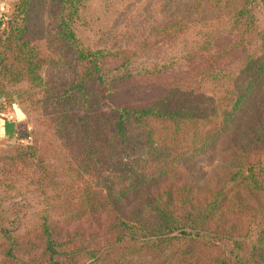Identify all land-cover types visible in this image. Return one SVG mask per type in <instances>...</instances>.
Returning a JSON list of instances; mask_svg holds the SVG:
<instances>
[{"label": "trees", "instance_id": "1", "mask_svg": "<svg viewBox=\"0 0 264 264\" xmlns=\"http://www.w3.org/2000/svg\"><path fill=\"white\" fill-rule=\"evenodd\" d=\"M181 1L188 16L159 24V37L169 41L198 24L210 27L203 15L214 7L223 8L219 4L224 2ZM230 1L226 52H243L238 66L224 70L213 63L215 36L210 31L211 42L206 40L207 46L197 54L206 62L212 57L198 90L108 112L93 111L91 87L103 89L108 81L109 88L124 86L160 75L170 62L142 60L143 52L118 46L112 51L85 48L80 46L74 16L68 13L67 21L60 18L58 40L68 46L71 84L62 94L43 100L57 107L47 121L57 141L68 143L69 173L88 180L83 189L75 190L79 196L68 199V227L41 225L35 239L41 243L42 264H125L126 257L141 254L171 264H262L264 218L259 222L250 218L258 219L264 211L260 201L264 160L254 157L257 145L264 144V9L257 0ZM68 8L77 11L73 2ZM18 14L19 7L0 18V96L11 94L6 97L22 100L28 94L25 85L33 90L43 86L42 72L49 58L25 38ZM147 46L146 40L143 47ZM227 132L237 133L226 138L234 150L228 170L207 178L210 185L197 188L195 162ZM32 133L27 144L12 148L15 154L7 160L11 166L27 164L36 156ZM74 143L81 146L75 153ZM37 166L46 174L43 162ZM184 174L189 180L181 178ZM241 219L248 225L238 234ZM81 221L91 227L85 228ZM0 241L4 243L0 252L15 258L18 236L1 226Z\"/></svg>", "mask_w": 264, "mask_h": 264}, {"label": "rangeland", "instance_id": "2", "mask_svg": "<svg viewBox=\"0 0 264 264\" xmlns=\"http://www.w3.org/2000/svg\"><path fill=\"white\" fill-rule=\"evenodd\" d=\"M223 1L221 4L218 1L223 8L214 7L212 12L203 15L202 20H208L210 27L198 24L179 38L169 41L159 37L156 28L171 18L180 19L182 14L188 16L184 12L186 5L181 0H18L9 13L5 12L12 15L19 7L18 26L26 30L25 38L42 56L49 58V62L43 69V86L40 89L33 90L28 84L25 85L23 89L28 94L22 100L19 97H6L11 94L0 96V227L10 228L19 240L15 258H6L0 252V264H42L43 259L39 254L41 243L35 239L41 225L47 222L61 229L68 227V199L73 195L79 196L75 190L83 189L84 180H88L86 176L76 179L73 177L75 174L69 173L68 161L71 158L68 155V143L57 141L47 121V117L56 114L57 107L43 100L51 99L60 92L62 94L71 84L68 46L64 47L58 40L60 18L64 17L67 21L68 13L74 16L73 24L82 42L80 46L107 51L118 46L137 53L143 52L145 58L139 54L142 60L150 59L159 64L170 62L169 69L160 75L137 78L124 86L116 84L109 88L112 84L109 85L108 81L103 89L91 87L93 97H90L95 104L93 111L103 109L108 112L122 105L140 107L162 97L177 98L185 91L198 90V86L203 83L204 67L210 66L212 57L213 63L224 70L238 66L243 52L238 51L233 55L230 53L232 51L226 52L230 38L225 34L229 30L228 13L233 3L230 0ZM72 2L77 11L70 12L68 5ZM256 4L264 9V0H257ZM180 10L183 13L180 14ZM195 18L194 15L191 20ZM261 18L264 20V12ZM210 31L215 41H210ZM146 40L147 48L143 47ZM206 40L211 42L214 52L208 62L197 55L203 45L207 46L204 43ZM224 83L228 84L227 79ZM239 126L243 129V125ZM31 133L36 156L27 164L18 162L11 166L7 160L15 154L12 148L27 144ZM233 134L237 133L224 134L223 139L195 162L194 184L197 188L203 189L209 182H205L207 178L228 170V160L234 150L230 149L226 138ZM74 146L73 153L81 147L75 143ZM256 148L258 153L254 154L255 161L258 158L264 160V144ZM42 162L46 174L43 173L44 169L37 166ZM181 178L189 180L185 174ZM260 201L264 199L260 198ZM262 218L264 211L258 215V219L252 217L250 220L259 222ZM238 222L242 227L237 233H241L248 222L246 219ZM81 225L91 227L89 222L81 221ZM63 230L68 232V229ZM3 249L4 243L0 241V250ZM141 255L126 257L128 260L125 264H171L167 259L161 258V262H158ZM218 255L219 251L215 256Z\"/></svg>", "mask_w": 264, "mask_h": 264}, {"label": "crops", "instance_id": "3", "mask_svg": "<svg viewBox=\"0 0 264 264\" xmlns=\"http://www.w3.org/2000/svg\"><path fill=\"white\" fill-rule=\"evenodd\" d=\"M18 0H0V10L2 13H9V10L17 3Z\"/></svg>", "mask_w": 264, "mask_h": 264}, {"label": "built area", "instance_id": "4", "mask_svg": "<svg viewBox=\"0 0 264 264\" xmlns=\"http://www.w3.org/2000/svg\"><path fill=\"white\" fill-rule=\"evenodd\" d=\"M2 14H3V13H2L1 10H0V18H1V16H2Z\"/></svg>", "mask_w": 264, "mask_h": 264}]
</instances>
